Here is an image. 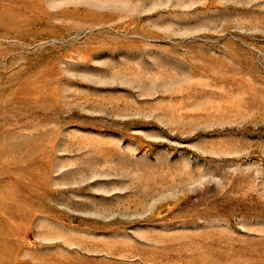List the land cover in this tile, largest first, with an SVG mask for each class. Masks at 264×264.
Masks as SVG:
<instances>
[{
    "label": "rangeland",
    "instance_id": "obj_1",
    "mask_svg": "<svg viewBox=\"0 0 264 264\" xmlns=\"http://www.w3.org/2000/svg\"><path fill=\"white\" fill-rule=\"evenodd\" d=\"M0 264H264V0H0Z\"/></svg>",
    "mask_w": 264,
    "mask_h": 264
}]
</instances>
